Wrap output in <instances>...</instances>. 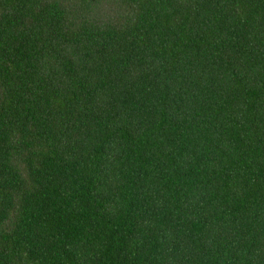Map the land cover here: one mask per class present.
<instances>
[{
  "label": "trees",
  "instance_id": "1",
  "mask_svg": "<svg viewBox=\"0 0 264 264\" xmlns=\"http://www.w3.org/2000/svg\"><path fill=\"white\" fill-rule=\"evenodd\" d=\"M0 264H264V0H0Z\"/></svg>",
  "mask_w": 264,
  "mask_h": 264
}]
</instances>
